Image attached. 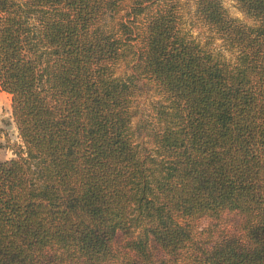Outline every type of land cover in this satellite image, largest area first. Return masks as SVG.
<instances>
[{"label":"trees","instance_id":"trees-1","mask_svg":"<svg viewBox=\"0 0 264 264\" xmlns=\"http://www.w3.org/2000/svg\"><path fill=\"white\" fill-rule=\"evenodd\" d=\"M127 1L0 0L21 140L0 162V264H264V0L238 1L254 26L193 0L229 58L176 1L120 21ZM140 81L159 100L135 125ZM205 219L220 237L198 245Z\"/></svg>","mask_w":264,"mask_h":264},{"label":"rangeland","instance_id":"rangeland-1","mask_svg":"<svg viewBox=\"0 0 264 264\" xmlns=\"http://www.w3.org/2000/svg\"><path fill=\"white\" fill-rule=\"evenodd\" d=\"M136 0H129L122 6V11L118 15V20L124 21L123 17L127 13H130L131 6L134 5ZM181 8V14L186 22L187 30L195 37L202 45L211 43L209 48L218 53L224 54L226 57H230L231 54L228 52L220 41L212 42V34L208 28L197 18L195 14V3L193 0H174ZM224 7L228 10L229 14L240 20L242 23L254 26L256 22L246 16L240 11L238 6L239 0H221ZM126 21V20H125ZM116 29H119L117 26ZM118 74L121 76L130 75L132 71L125 64H122L118 69ZM140 94L137 99L135 107V121L134 124L147 123L152 114V108L159 100L155 87L149 81H140ZM0 123L4 129V136L2 139V147L0 148V162L11 160L16 157L15 149L21 145V140L18 135V131L14 120L11 116V101L10 97L4 96L0 91ZM213 224L210 220L198 221L195 225L196 236L195 241L198 245H203L209 241H213L220 237L219 230L216 231L215 238L208 236V228ZM219 229V228H218Z\"/></svg>","mask_w":264,"mask_h":264},{"label":"crops","instance_id":"crops-1","mask_svg":"<svg viewBox=\"0 0 264 264\" xmlns=\"http://www.w3.org/2000/svg\"><path fill=\"white\" fill-rule=\"evenodd\" d=\"M0 91H1V93H2L4 96L6 95V96L10 97V101H11V116H12V97H11L9 94L3 92L2 89H1V87H0ZM12 118H13V117H12Z\"/></svg>","mask_w":264,"mask_h":264}]
</instances>
